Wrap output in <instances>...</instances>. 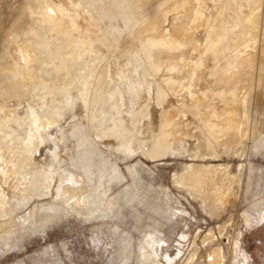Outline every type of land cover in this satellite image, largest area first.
Wrapping results in <instances>:
<instances>
[{"label":"rangeland","instance_id":"rangeland-1","mask_svg":"<svg viewBox=\"0 0 264 264\" xmlns=\"http://www.w3.org/2000/svg\"><path fill=\"white\" fill-rule=\"evenodd\" d=\"M221 1L232 3L234 0ZM262 1V7H258L261 14L264 13V0ZM52 3L67 6L72 12L84 11L97 23L103 40L109 44L110 48L108 47L106 54L98 57L100 60H96L98 64L90 70V77L87 76L88 78L86 77L84 81L77 80L75 86L83 95L89 94V99L92 98L97 81L107 68V90L114 88V93L125 101L121 107L122 116L120 112L119 117L121 120L124 119L123 124L130 126L128 128L133 135L132 138L121 139H116L114 136L109 138L108 135L100 137L101 139L97 138L98 133L93 132L89 117L86 115L89 103L77 98L68 104L72 107L77 103L76 107H68L67 111L61 115L59 124L54 123L47 130L51 137L47 136L43 143L40 139L35 140L39 144L33 158L41 165V162L47 164L52 160L54 153L58 154L59 159L64 160L62 163L65 164L68 175L62 184L79 186L76 184L86 183L85 178H87L105 192L107 203L103 206L102 202L94 213L91 212L92 214L86 210L75 211L56 196L57 182L54 180L50 194L42 197L34 196L32 201L30 200L22 209L18 208L17 212H14L13 215H16V222H18L11 225L13 228L6 226L7 229L4 227L0 230V264H143L141 256L143 247L147 251L152 248L159 261L157 264H210L215 259L217 250L222 258V264H264V72H262L264 71V52H261L260 47L261 37L264 36V23L258 31L251 33L255 35L253 36L255 39H251L252 35L249 34L250 37L247 35L246 39L235 44V48L245 51V54L251 50H255L256 53L258 51L256 66L253 65V75H250L252 78L248 80H244L245 77L242 78L241 84L238 83L239 81L235 83L237 77L230 81L232 85H237L240 95L248 94L246 98L248 121L245 118L247 132L243 140L227 142V145L223 142L217 143L216 148L212 149L207 147L204 144L205 128L202 127L200 118L202 113L207 112L204 110L207 108L202 109L205 113L201 110L200 114L188 110L184 118L188 122L191 120L190 125L187 123L183 126L185 129L181 132L180 141L173 143L175 145L172 144L173 147L171 146L167 152L153 157L144 155L141 146L143 145L144 148L147 145L146 149L150 147L152 143L150 139L161 117V106L155 103L154 96L151 97V107H148L149 111L143 116V120L152 122L143 123L144 126L141 127L143 131H141L134 122L140 115L137 103L138 96L142 95L144 89L142 73L146 67V58L142 51L137 52L138 54L132 53L130 46L124 44L127 37L134 34L144 20L153 16L156 8L153 2L145 5V9L150 13L148 15L142 9L133 6L130 0H0V103L3 102L11 82L19 78L22 73L32 70V67L26 64L23 53L21 54L17 49L26 40L32 42L39 40L38 35L47 30V25L49 26L50 23L44 22L41 28V22L38 19L41 8ZM212 7L210 3L205 10L210 12L213 10ZM245 11L248 9L245 8ZM221 14L214 16L218 22H223L225 30L222 28L223 33L221 30L218 31L219 33H213L215 42L223 39L224 34L234 41V34L238 31L234 24V14L228 8L222 16ZM35 25H40L37 29L40 31L38 34L30 32ZM202 38L200 34L199 39ZM58 43V49L52 47L48 49L49 51L38 47L37 57L43 63L37 66V72L47 78L48 82L59 84L62 90L55 86L53 93L47 92L48 95H43L45 92H42L43 88L39 86L34 89L35 92L27 91L31 94L26 92L22 95L23 97H10L6 101L5 111H0L1 118L10 113L30 115L31 104L38 112L47 111L49 107L57 104L58 97L63 94V89L67 85L64 81L68 82V78L72 77L69 81L73 84V78L88 54L77 61L74 54L79 51V44H74L75 40L63 37L58 40ZM74 47L76 48L73 50ZM196 48H191L192 57L197 54ZM101 50L106 49L102 47ZM228 50V53L234 52L233 46ZM63 52L65 53L62 54ZM261 55L263 57L260 58ZM62 57H66V67L57 68V62ZM121 63L128 66L131 63L134 64L135 74L130 71L133 74L131 75L126 69L121 68ZM117 66L120 67L119 70L116 69ZM201 72L203 77L200 76L199 79L196 75L191 82L192 86L196 87L195 90L199 92L203 88L208 89L207 86L213 81L206 71ZM181 76V81L188 80ZM148 80L147 83L149 82L153 90L156 81L152 78ZM187 80L183 83L188 82ZM68 88L71 89V85ZM246 89H248L247 92ZM73 92H76V88H73ZM180 92L183 93L180 95L179 92L177 94L170 92L163 107L169 108L170 104L176 102L179 95L183 97L187 94L185 87ZM226 96L229 97L227 94ZM216 97L213 96L215 101L211 99V104L212 102L217 104L212 106L219 110L222 100ZM41 99L42 102L47 99V102L44 104ZM106 101L101 104L107 108L109 103ZM41 103L45 107H42ZM30 116H27L29 118H26L23 126L9 120L5 127L7 130L17 128L15 133L26 135L31 124ZM5 131V129L0 130V142L8 144L11 142L7 139L8 136L3 139ZM94 131H96L95 127ZM12 144L13 142L8 145ZM108 144L121 145L123 150L138 147L141 149L133 152L125 151V153ZM10 155L11 151L6 153L7 158ZM17 156L18 154L14 153L13 158ZM191 166L223 168L222 173H219L220 167L217 170L218 174L215 173L216 178L230 184V191L222 202H216L211 196L214 194L211 179L206 183L205 195L189 185L178 183V177ZM31 169L39 170L36 166H32ZM83 179L84 181H81ZM90 185L88 190L91 189ZM84 189L87 188L84 187ZM41 200L45 205L35 209L33 215L29 216L30 207H33L36 202L41 205ZM33 201L35 202L32 203ZM108 203H110L109 206ZM146 239L151 245L146 243Z\"/></svg>","mask_w":264,"mask_h":264},{"label":"bare ground","instance_id":"bare-ground-1","mask_svg":"<svg viewBox=\"0 0 264 264\" xmlns=\"http://www.w3.org/2000/svg\"><path fill=\"white\" fill-rule=\"evenodd\" d=\"M130 1L133 6L138 9H142L148 15H150V13L149 10L147 12V9H145V5L149 2H153L156 5L153 16L149 19H146V21L144 20L136 30V32L128 36L126 41L124 42V44L130 46L132 53L142 51V54L144 53V57L146 58V67L142 73L144 89L141 87L143 89V93L141 92L142 95L138 96L139 100L137 103V108L140 111V115L135 119L134 122L136 126H138V128H140L141 130L143 123L149 124L152 122L149 120L145 122V120H143V116H145L149 111L148 107H151V97L154 96L155 103L161 106V117L155 128V133L153 132V137L152 139H150V141L152 140V143L151 145H149L150 147L148 149L145 148L147 146L146 144H144L146 145L144 148L142 145V153H144V155L147 154L154 157L167 152V150L170 149L173 143L180 141V139L182 138L181 132L185 129H183V126H185V124L187 123L189 124V122L191 121L189 120L188 122V120L184 118L185 112L189 110L190 112L192 111L195 114H200L201 110L204 108H207L204 109L207 112L205 113V111L202 110L205 114L201 112L202 114L200 115V118L202 127L205 128V133H203L204 144L207 147H210L212 149L217 143L220 144L221 142H223L226 143L224 145H227V142L229 143L234 140L237 141V139L241 142L243 140V136L247 132V128L245 126V118L248 121L246 117L248 115V108L246 105V98L248 97V94L240 95L238 93L239 90L237 89V85H232L230 81L234 77H237L235 79V83H237L238 81V83H240V81L242 80V78L244 79V77L246 78L244 80H248V78L250 79V77L252 78V76L250 75L253 71V65L256 66L255 62L257 61L258 51L256 53L255 50H251V52H246L245 54V51L243 52V50H238L237 48H235V44L242 39H246V36H249V34H251L253 31H258L259 27L261 28V25L264 23V13L261 14V12L258 10V7H262L263 1L234 0L232 3L222 2L221 0ZM210 3L213 6V10L207 12L205 9L206 6ZM227 8L228 10L230 9L234 14V24L236 25V28H238V31L236 32L234 30V32H236L234 34V41L228 39L229 36L224 34L225 37L223 39H219L218 42H215L216 39L215 37H213L215 36L213 35V33L216 34V32L220 31L223 28V22H218L215 16L221 13L224 14V11ZM245 8L248 9V11H245ZM223 14H221V16ZM38 21L41 22V28H43L42 24L44 22H49L50 25H47V30L38 35L39 40L35 42L26 40L22 42L17 49V51L21 52V54L23 53L26 64L29 65V67L31 66L32 70L22 73L19 78L11 82L5 93L3 102L1 101L2 103H0V111H5L6 101H8V98L10 97H23L22 95L26 94L27 91L32 92L36 87L38 88L39 86L43 88L42 92H45L43 93V95L47 94V92L50 94V92L53 93L55 91V86L57 88L59 87V84H52L51 82H48L47 78L37 72V66L40 63H43L37 57V50L39 46L46 50L52 47L54 49H58V40H61V38L63 37H68L72 38L73 41L75 40L74 44H79V51L74 54L76 60L78 59L77 61H79L82 56H85L86 54H88V57L85 58L83 65L73 78V84H70L71 82L69 81L72 79V77L71 79L68 78V82L66 80H63L67 85L65 86V89H63V94L58 97L59 99L55 106L51 108L49 107L47 111L38 112L34 108L35 106L31 104V106L29 107V114L31 116L28 114L21 115L18 113H10L4 118L0 117V130H6L4 132L3 139L8 136L7 139L13 142L12 145H8L11 144V142L8 143L9 141L7 142L8 144L0 142V230L4 227L6 228V226H11L13 223H17V217L15 218L16 215H13L14 212H17L18 208L22 209V207L30 202V200L33 199L34 196L39 197V195H41L42 197L45 194H50L51 185L54 180H56L54 182H57L55 190L57 194L56 196H59L60 199H62V203H67V206L73 210L75 209V211L78 210L81 212V210H86V212L88 213H94V210L99 208L98 205L101 206L102 202V205L107 203L105 202V192H102L101 188L97 184L87 178H85L86 183L83 182L84 184L81 185L76 184L79 186L63 185L62 182L66 177H68L67 168L64 166L65 164L63 165L62 163L64 162V160L59 159L58 154L54 153L52 160L48 161L47 164L45 162H41V165H39V163L36 162L33 158V154L35 150H37V146L39 144L35 140L40 139L41 143H43L47 136L51 137L49 135V132L47 131L51 127V125L54 123L57 124V122L61 119V115L67 111L68 107L72 108L76 107L77 105L76 103L75 106L70 107L68 106V104L74 102L77 98H81L83 102L86 101L89 103V110H87L86 115L89 117L90 127L92 128L93 132L99 134H97V138H102V136L108 135L107 137L114 136V138L116 139H121L126 137L132 138L133 135V132L128 128L129 125L127 126L123 124L122 121L124 119L121 120V118L119 117L121 107H123L125 101H123L120 96H117L114 93V88L111 90H107V68L101 73L96 84V88L94 91L95 94L92 96V98L89 99V94L83 95L81 90L77 86H75L77 85V80L84 81L87 76L90 77V70L98 64L96 60H100V58L98 57H102L101 55L106 54L108 47L110 48L109 44L105 40H103L102 33L100 32L97 23L91 20V18L87 16L84 11L72 12L69 7L58 3H52L48 4L47 6H43L41 8V15ZM39 27L40 25H35L30 29V32L32 34H38V32H40L37 31ZM224 30H221V32L223 33ZM199 33L203 36L202 39H199ZM253 36L255 35H252L251 39H255ZM232 46L234 48V52H230V54L228 53V49H231ZM102 47L106 50L102 51ZM193 47H197L196 49L198 55L194 54L196 56H193L196 57L195 59L192 57L193 51L191 50V48L193 49ZM260 47L261 52H264V36L261 37ZM75 48L76 47H74L73 50ZM48 51L46 53H48ZM64 53L65 52H63L62 54ZM227 53L230 55H228ZM133 55H135V53ZM259 57L261 58L263 56L261 55ZM57 64V68H65L66 57H62L61 59H59ZM121 68L126 69L128 73H130V71H136L134 68V64L132 63L129 66L127 64L121 63ZM116 69L119 70L120 67L117 66ZM201 71H206L210 75V77H212L213 81H211L207 86L208 89L203 88V90L199 92L196 91L197 89L195 90L196 87L194 88L191 82L194 81L193 79L196 78V75L197 78L200 79V76L202 75ZM138 73H140V71ZM180 76L188 78V80L186 79L188 82L183 83L186 80L183 79V81H181L182 79L180 78ZM149 78H152V80L156 81L153 90L148 84L149 82L147 83V81H149ZM69 84L72 87L71 89L68 88V86H70ZM243 85L242 88L244 87ZM182 87H185V93L187 94H184L183 97H180V95L183 93L180 92L183 89ZM73 88H76L75 93L73 92ZM247 90L248 89H246V92ZM31 92H27V94H31ZM170 92H173V94H177L179 92L178 94H181L176 98V102L170 104L169 108H164L163 103L165 102V99ZM226 94L229 95V97L226 96ZM213 96H217L220 100H222V104L218 108L219 110L213 107L217 104L215 105L213 104V102V106L211 104V99H214ZM106 100L109 103L107 104L109 105V107L107 108L105 106H102L104 104H101L103 102L105 103ZM140 100H143V102H140ZM213 101H215V99ZM45 102H47V99ZM42 103V107H45V105H43ZM27 116L31 117V124L27 129L26 135L15 133V129L17 128L12 130L6 129L5 126L8 125L7 122L9 123V120H12L18 125L23 126L25 124L26 118H29ZM59 123L60 122H58V124ZM94 127L96 131H94ZM148 138H150L149 135ZM108 146H111L120 152H133L141 149V147H138L136 149L129 148L128 150H123L121 145L115 146L112 144H108ZM10 151L11 155L7 158L6 153ZM210 152L212 151L210 150ZM14 153L18 154V156L15 158H13ZM56 160L58 162H55ZM32 166H36L39 170L36 169L33 171V169H31ZM220 166H191L187 170H185L180 177H178L177 181L179 184L183 183L189 185L190 187L199 191L201 194H204L205 190L207 189L206 183L209 179H211L210 182L213 183L212 187L214 189V194L211 196L214 197V200L216 202L220 203L226 198L227 194L230 191V184H228L229 182L226 184L225 180H220L215 176V173L218 174L217 170ZM221 171H223V168H221L219 173H222ZM224 173H226L225 170ZM81 181H84V179ZM89 184H91V189H89L90 191L88 190ZM62 187L63 190L61 191ZM84 187L87 189L85 190ZM65 198L67 199L65 200ZM42 200L41 205L40 203L36 202L33 207H30L31 210L29 211V216L33 215L35 209L39 208L40 206L43 207L45 205ZM207 200H209V198H207ZM34 202L35 201H33L32 203ZM109 204L110 203H108L107 205L109 206ZM146 243L151 245V243L147 239ZM144 248L145 247H143V251L141 250L143 264H157L159 261L156 259V254L153 252L152 248L149 247L151 248L150 250L148 248L149 251ZM221 259L222 258L220 257L219 251L217 250L215 259L212 260L210 264H222Z\"/></svg>","mask_w":264,"mask_h":264}]
</instances>
